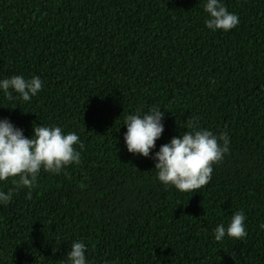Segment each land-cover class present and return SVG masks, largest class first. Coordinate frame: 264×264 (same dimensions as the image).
I'll return each mask as SVG.
<instances>
[{"label":"trees","instance_id":"1","mask_svg":"<svg viewBox=\"0 0 264 264\" xmlns=\"http://www.w3.org/2000/svg\"><path fill=\"white\" fill-rule=\"evenodd\" d=\"M204 0H0V78L40 77L29 102L0 93V118L75 132L78 164L41 172L0 205V264H264V0H223L239 17L204 25ZM159 107V146L189 121L226 132L229 152L193 193L165 189L154 161L127 152L124 117ZM245 215L243 241L214 228Z\"/></svg>","mask_w":264,"mask_h":264},{"label":"clouds","instance_id":"2","mask_svg":"<svg viewBox=\"0 0 264 264\" xmlns=\"http://www.w3.org/2000/svg\"><path fill=\"white\" fill-rule=\"evenodd\" d=\"M203 10L207 14L204 25L210 31L228 32L239 23V17L227 10L223 0H204ZM41 88L42 81L35 75L28 79L21 75L0 78V93L8 100L29 102ZM163 119L164 112L159 107L126 115L123 141L127 152L152 159L156 178L165 189L173 187L182 193L200 190L212 179L213 165L229 152L228 134H214L189 121L182 135L173 136L153 151L164 130ZM74 146L83 148L78 135L65 133L60 126L36 125L31 135L25 137L23 130L8 118H0V182L12 178L17 188L27 190L25 198L30 199L41 170L59 174L63 168L79 163L80 152ZM12 195V189L0 190V205L6 206ZM244 221V213L235 212L227 226L216 225L214 240L222 241L227 236L243 241L247 236ZM258 228L264 231V223ZM85 253V243L72 241L63 264H89Z\"/></svg>","mask_w":264,"mask_h":264}]
</instances>
